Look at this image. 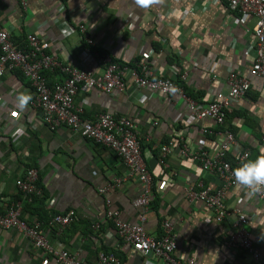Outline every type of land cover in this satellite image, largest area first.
Instances as JSON below:
<instances>
[{
    "label": "crops",
    "instance_id": "0c3cea01",
    "mask_svg": "<svg viewBox=\"0 0 264 264\" xmlns=\"http://www.w3.org/2000/svg\"><path fill=\"white\" fill-rule=\"evenodd\" d=\"M253 19L250 13L230 12L223 0H0V27L19 48L26 49V36L35 35L49 44L48 54L78 70L100 73L98 51L126 67L145 63L156 78L182 84L198 105L230 97L229 73L248 78V92L230 101L225 117L237 141L226 156L234 168L236 155L248 150V160H253L264 147V80L249 75ZM80 25L87 27L94 46L81 40ZM58 80L50 77V82ZM25 91L32 97L29 83L19 73L6 72L0 78V202L21 203L27 222L46 218L42 230L49 243L77 254L85 264H93L99 252L110 249L117 252L121 264H169L122 246L106 219L110 209L118 211L123 222H137L138 210L132 203L141 186L128 176L122 161L64 126L50 131L28 105L19 110L16 97ZM74 104L85 119L107 113L134 122L153 179L155 203L144 225L150 235L158 237L167 221L172 225L176 256L192 257L199 264H255L250 255L232 252L224 244L236 230L235 216L217 223L204 205L186 199L185 190H198L201 182L219 188L218 177L180 157L177 148L165 155L164 165L160 162V147L178 140L213 156L222 138L203 131L217 132L214 121L193 117L175 94L131 84L122 94L80 90ZM12 113L18 114L16 125L25 132L17 140L11 137L16 127ZM28 167L38 173L41 194L37 196L25 197L15 187ZM115 180L121 181L117 187ZM109 186H113L109 192L100 193ZM224 203L230 214L248 218L245 229L264 257V201L237 186L226 191ZM67 211H73L75 219L63 231L48 225L51 216ZM94 224L98 229H92ZM0 264L56 263L16 231L0 229Z\"/></svg>",
    "mask_w": 264,
    "mask_h": 264
},
{
    "label": "built area",
    "instance_id": "2783aa9c",
    "mask_svg": "<svg viewBox=\"0 0 264 264\" xmlns=\"http://www.w3.org/2000/svg\"><path fill=\"white\" fill-rule=\"evenodd\" d=\"M230 12L239 14L250 13L253 16L252 35L254 45L252 51V65L249 75L252 78L264 80V0H223ZM193 14V13H192ZM81 40L87 46H94V41L89 36L85 25L78 27ZM26 49L12 40L9 33L0 27V78L6 72H18L27 80L31 87L32 99L28 106L37 111L38 122L54 131L59 127H66L70 132L81 136L94 143V145L110 150L125 165L128 176L138 181L141 186L140 195L133 201L132 206L138 211L136 223H126L120 219L116 210H106V219L114 227L119 242L128 245L131 250L143 257L160 258L169 264H199L192 257L176 256V244L172 234V225L164 221L162 223V235L160 237L150 235L144 228L147 215L151 206L153 179L142 156L141 147L136 136L134 122L125 116H114L102 113L93 119H85L81 116V110L76 108L74 101L80 90L95 89L102 93L112 95L122 94L128 85L136 88L147 89L163 95H177L186 104L189 113L199 119L214 121L219 130L208 132L215 133L222 138L217 152L210 156L207 151L192 148L178 140L161 146L160 162L164 165L163 158L171 153L174 148L179 151L180 157L190 159L199 165L204 172L214 173L221 186L217 189L211 186L198 185V190L188 187L185 190L186 199L199 202L212 212L217 223L235 216L234 230L225 241L226 247L232 252L245 253L252 257L255 264H264L261 252L253 247L250 233L245 229L248 226V218L242 213L230 214L225 206L226 191L237 186L243 187L249 194L258 200L264 201V186L248 188L237 184L231 163L226 156L232 147L236 146L235 135L227 128L225 116L230 107V101L241 98L250 88V80L236 73H229L226 85L230 89V97L214 101L206 105H198L192 100L182 87L176 86L171 79L156 78L153 71L145 63H138L133 67H126L107 53L97 54L98 63L102 71L98 74L78 70L60 62L56 56L48 54L49 44L35 35L26 36ZM58 76L60 80L51 86L44 74ZM185 78V75L183 76ZM15 128L11 137L17 140L24 135V129L16 125L17 113L10 115ZM176 146V147H174ZM264 149V147H263ZM259 155H264V151ZM250 157V152L244 150L235 156L233 165L239 167ZM38 173L35 169L26 168L22 177L15 181V187L26 196L41 194L37 186ZM120 180H115V186H119ZM113 188L109 186L101 189L100 193L106 194ZM108 204V202H107ZM21 203L4 205L0 202V229L13 230L32 243L35 249L50 255L56 264H85L77 254H72L60 247H53L44 231L41 223L35 221L28 223L22 217ZM75 215L73 211L51 216L49 226H57L59 232L71 225ZM98 229V224L91 226ZM120 245L117 244V249ZM117 252L101 251L97 254L93 264H121L116 256Z\"/></svg>",
    "mask_w": 264,
    "mask_h": 264
},
{
    "label": "clouds",
    "instance_id": "9594fccd",
    "mask_svg": "<svg viewBox=\"0 0 264 264\" xmlns=\"http://www.w3.org/2000/svg\"><path fill=\"white\" fill-rule=\"evenodd\" d=\"M29 93L21 92L17 94L16 104L19 110L23 109L31 101ZM264 151V149H262ZM233 176L237 184L248 188H259L264 186V155H258L253 160L243 162L239 167L233 170Z\"/></svg>",
    "mask_w": 264,
    "mask_h": 264
},
{
    "label": "trees",
    "instance_id": "16d2710c",
    "mask_svg": "<svg viewBox=\"0 0 264 264\" xmlns=\"http://www.w3.org/2000/svg\"><path fill=\"white\" fill-rule=\"evenodd\" d=\"M98 54L99 55H102V54H104V52L103 51H98ZM114 62H117V61H115L114 60ZM119 63V62H118ZM119 64H121V65H125V64H122V63H119ZM15 73H18V72H15ZM20 75V74H19ZM44 76H45V78H47V81L48 82H50V77L51 76H53L52 74H48V73H45L44 74ZM20 77H21V75H20ZM164 79H167V78H164ZM173 81V80H172ZM173 83L176 85V86H178V87H182V84H179V83H175L174 81H173ZM53 84V82H50L49 83V86H51ZM183 88V87H182ZM184 89V88H183ZM184 92L186 93V91L184 90ZM186 95H188L187 93H186ZM189 96V95H188ZM190 98H192L191 96H189ZM226 117V116H225ZM84 118V117H83ZM226 124V123H225ZM228 128V127H227ZM229 129V128H228ZM230 130V129H229ZM231 131V130H230ZM232 132V131H231ZM140 147H141V145H140ZM141 152H143L142 151V147H141ZM28 168H30V167H28ZM155 203V201H154V198H152L151 199V204H154ZM26 206L27 207H29L30 206V204H26ZM26 207V208H27ZM39 217V216H38ZM24 219V218H23ZM37 222H40L41 224H42V226L40 227L41 228V230H42V227L43 226H45L46 224H47V220H46V218H41V217H39V218H37V220H36ZM35 222V221H34ZM34 222H28V223H34ZM47 229H50L51 231H54L52 228H47ZM43 231V230H42ZM162 235V233L158 236V237H160ZM104 252H112V250L110 249V250H105ZM116 256H117V258L119 259V261H120V258H119V255H117L116 254Z\"/></svg>",
    "mask_w": 264,
    "mask_h": 264
}]
</instances>
